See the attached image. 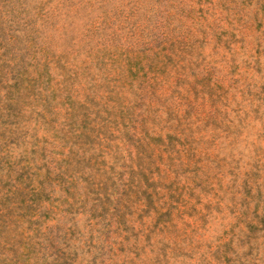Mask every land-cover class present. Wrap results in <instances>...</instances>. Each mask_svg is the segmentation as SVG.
Returning a JSON list of instances; mask_svg holds the SVG:
<instances>
[{
	"label": "rangeland",
	"instance_id": "obj_1",
	"mask_svg": "<svg viewBox=\"0 0 264 264\" xmlns=\"http://www.w3.org/2000/svg\"><path fill=\"white\" fill-rule=\"evenodd\" d=\"M0 264H264V0H0Z\"/></svg>",
	"mask_w": 264,
	"mask_h": 264
}]
</instances>
